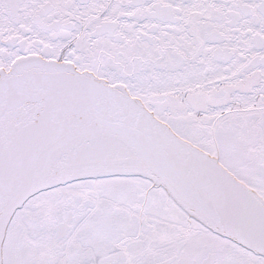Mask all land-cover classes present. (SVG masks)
I'll use <instances>...</instances> for the list:
<instances>
[{
  "label": "snow or ice",
  "instance_id": "obj_1",
  "mask_svg": "<svg viewBox=\"0 0 264 264\" xmlns=\"http://www.w3.org/2000/svg\"><path fill=\"white\" fill-rule=\"evenodd\" d=\"M0 264H264V0H0Z\"/></svg>",
  "mask_w": 264,
  "mask_h": 264
}]
</instances>
